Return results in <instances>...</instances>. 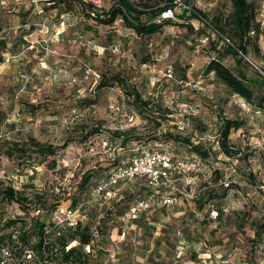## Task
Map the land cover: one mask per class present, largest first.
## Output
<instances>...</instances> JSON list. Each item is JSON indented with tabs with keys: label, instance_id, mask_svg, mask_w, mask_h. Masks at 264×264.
I'll return each instance as SVG.
<instances>
[{
	"label": "rangeland",
	"instance_id": "rangeland-1",
	"mask_svg": "<svg viewBox=\"0 0 264 264\" xmlns=\"http://www.w3.org/2000/svg\"><path fill=\"white\" fill-rule=\"evenodd\" d=\"M68 1L74 8L62 12V5L52 6L49 0H0V39L5 37L10 47L0 57V148L5 139L30 136L57 147L68 145L47 161L38 158L22 165L1 154L0 171L39 183L47 177L63 180L71 199L86 191L81 196L89 201V221L104 219L107 224L105 249L92 251L88 264H264V232L259 237L255 228L256 222L264 224V110L257 102L232 94L213 73H205L217 56L205 38L211 31L202 20L186 18V0H177L174 21L179 24L144 37L120 17L113 24L101 23L85 16L79 1ZM258 1L260 51L249 53L258 68L233 55L224 57L227 65L236 70L239 66L254 80L256 101L264 98V0ZM112 3L101 0L97 9L108 10ZM192 5L210 16L231 10L230 0H193ZM184 21L192 29L182 26ZM211 38L217 41L215 34ZM20 39L26 44L18 53L13 45ZM116 74L127 78L130 91L161 100L173 112L164 121L165 129L181 131L192 143L213 151L205 160L186 142L175 140L166 148L158 143V151L169 152L175 163L182 164L183 180L175 187L197 190L199 196L189 201L180 195L177 202L164 206L160 198L142 191L150 206L137 223L122 218L121 212L137 200L130 189L133 184H122L129 193L106 205L87 191V185L102 175L99 169L113 158L127 161L139 153L138 147L156 142L134 140L126 148L113 135L117 129L133 127L140 135L149 133L146 122L133 116L131 98L120 84L99 88L103 78ZM85 98L95 103L87 105ZM227 118L244 122L231 131L230 143L239 150L234 156L219 149L220 129ZM97 125L104 132L87 144L81 142V131L75 128ZM91 146L95 152H90ZM85 174L90 178L82 187ZM147 182L138 179L136 186ZM211 191L218 197L210 198ZM198 199L204 202L201 209ZM182 206L186 211L177 214ZM48 217L41 213V219Z\"/></svg>",
	"mask_w": 264,
	"mask_h": 264
},
{
	"label": "trees",
	"instance_id": "trees-1",
	"mask_svg": "<svg viewBox=\"0 0 264 264\" xmlns=\"http://www.w3.org/2000/svg\"><path fill=\"white\" fill-rule=\"evenodd\" d=\"M52 6H63L62 12H69L75 5L71 4L68 0H49ZM81 3L84 9V14L87 17H95L101 23L113 24L117 18H121L124 24L132 29L137 36H151L157 32H160L169 25L179 24L175 19L176 8L179 5L177 0H145L139 4L132 0H113L111 7L108 10H98L97 3L93 0H76ZM231 10L229 13H219L210 16L207 13L193 7V0H186L184 3L185 16L189 19H200L206 25V30L211 31V35H207L205 38L208 42L213 43L212 47L217 51V56H213L205 68L207 75L214 74L218 80H220L232 94L239 95L250 103H256L261 109L264 110V98L256 101L255 90L252 87L254 80L250 78L245 72L227 65L224 62L226 55H233L239 58V62H245L252 67L258 68V64L249 53L259 52V36L261 30L260 21L258 16L260 12V3L258 0H230ZM33 5V4H32ZM192 5V6H191ZM85 7V8H84ZM50 8V7H47ZM173 11L174 16L165 17L164 13L167 11ZM25 15V14H22ZM182 26L192 29V25L188 21H184ZM216 35V42L211 41L212 35ZM26 44L23 39L17 40L13 45L14 50L19 53L21 50L20 45ZM8 40L3 37L0 39V57L3 55L4 50L8 46ZM147 61H144L146 63ZM261 76L264 78L263 73ZM186 78V77H185ZM184 80V79H183ZM183 80H181L183 82ZM120 84L125 92H127L133 107V113L136 118H141L149 129V135H141L135 132V128L132 129H117L113 135L117 138H121V144L126 148H130L132 141L137 140L139 142L156 141L155 144L149 146L158 147L160 143L163 148L169 147L175 140L179 142H186L190 150L207 160L213 151L212 149L204 147L201 143H192L189 137H184L181 131L174 132L168 130L163 126L164 121L168 120L170 114L173 112L167 106H164L161 100H155L153 97L146 96L140 91H130L127 86V78L123 75L116 74L110 77L103 78L99 83V88L111 86L114 84ZM87 105L95 103V99H84ZM244 125L243 121L237 119H224L220 129L219 135V149L221 152L228 156H234L239 153L236 145L230 143V135L233 129L238 130ZM83 129H87V134L83 133V129L75 128L76 132L81 131V142L86 144L91 142V138L97 136L101 132H104L101 126H81ZM164 130V131H162ZM111 135V134H109ZM88 140V141H87ZM2 149L0 148V155L4 154L7 157L14 159L18 164L22 165L27 162L31 163L34 159H40V162L47 161L53 156H57L59 150L67 147V143L63 147H57L49 142H42L37 138L30 136L25 140H11L5 139ZM166 152V151H165ZM113 162L109 165L102 166L99 170L102 175L98 176L94 180L87 190L91 196H93L94 189L101 182L108 179L110 173L117 167L125 164L127 161H120L118 157L113 158ZM264 165V156L262 158ZM53 166L56 165V161L51 162ZM219 171H217L218 173ZM219 176V174H218ZM90 176L84 175L81 179V186H85L89 182ZM136 180L129 181L133 184L130 188L134 199L143 200L142 191H149L151 194L153 191L148 185L139 184L141 187L136 186ZM57 181V179H54ZM91 183V182H90ZM0 181V205H7L13 201H18L20 204L29 207V202L32 204H41L44 208H48L49 205L45 204L48 201H52L51 206L55 207L58 204L71 203L76 205L79 201L85 200L84 195L81 196L79 192L77 199H71L69 194L67 196V189L61 191H54L48 196L35 193L32 197L27 194V189L18 190L13 185H1ZM28 186V184H26ZM125 186V185H124ZM229 186V185H227ZM125 187H122L118 191V200L125 198L129 193V190L124 191ZM230 189V187H227ZM227 194V193H226ZM210 198L218 197L217 192L211 191ZM199 196V195H198ZM197 196V197H198ZM220 196V195H219ZM97 200L105 199L99 197ZM136 200V201H137ZM50 201V202H51ZM202 199H198L197 207L203 208L204 202ZM105 202L103 205H106ZM108 204V203H107ZM110 204V203H109ZM134 204V203H133ZM123 209L121 212L126 215L131 209L132 205ZM165 206V205H164ZM89 212V207H88ZM121 213V214H122ZM218 214H220L217 211ZM140 216V215H139ZM138 216V217H139ZM134 219V223H137L139 218ZM4 211L0 215V244L6 240L19 247V251L23 252L28 246L32 247L37 255L38 259L33 261V264H88L89 255L96 250H104L105 234L107 231V224L104 219H96L88 221L86 223L78 222L75 226L70 225H55L52 224L50 233L46 234V223L41 220V215H31L28 213L27 217H17L4 221ZM103 220V221H102ZM256 234L260 237L264 232V224L258 225L255 223ZM97 231V232H96ZM96 233L99 234V238L96 240ZM35 236L36 241L33 237ZM49 238V242L46 244L44 237ZM94 243V249L87 251L86 247L92 242ZM77 242V243H76ZM76 243V244H74ZM96 244V245H95ZM104 248V249H103ZM22 264H29L27 261H23Z\"/></svg>",
	"mask_w": 264,
	"mask_h": 264
},
{
	"label": "built area",
	"instance_id": "built-area-1",
	"mask_svg": "<svg viewBox=\"0 0 264 264\" xmlns=\"http://www.w3.org/2000/svg\"><path fill=\"white\" fill-rule=\"evenodd\" d=\"M98 3L101 0H93ZM165 17L174 16L173 11H167L164 13ZM169 76H172L171 70L169 71ZM112 105V107H114ZM134 116V113H133ZM135 118V117H134ZM139 153L131 157L125 164L117 167L113 170L108 179L101 182L94 189L93 196L94 199L103 197L105 202L111 201V199L117 197L119 189H121L122 184H126L129 181L135 179L146 178L148 180L147 185L151 187L152 193L150 198L157 197L163 202V205L169 206L173 202L179 200L178 196L183 195L187 200L195 199L199 194L197 190L193 189H183L180 190L175 187L176 183L182 182L183 171L180 168L181 162L175 163L170 156L169 152H160L155 147L147 146L146 148L138 147ZM90 152H95L94 146L89 148ZM180 168V169H179ZM185 170V169H184ZM0 181L2 186L13 185L18 190H27V194L32 197L35 193L48 196L50 200V195L54 191H61L66 188V183L61 180L54 181L48 177L44 181L36 182L34 180H25L24 175H6L0 171ZM67 181V179H65ZM28 184V186L26 185ZM167 188H171V191L166 192ZM176 189L179 192L175 191ZM51 201V200H50ZM46 202L49 205L48 208H44L41 204H35L29 202V207H25L18 201H13L7 205H0V215L4 211L5 218L4 221L15 219L17 217H27L28 213L31 215H41V213H47L49 215L48 219H41L46 223L45 231L47 235L51 231L52 224L63 226L70 225L75 226L78 222L86 223L89 221L90 213L88 212L89 201L82 200L76 205H71V203H60L55 207L51 206L52 201ZM150 206L149 201L137 200L129 210V212L122 218L135 219L141 212L146 210ZM218 214V213H217ZM97 232V231H96ZM125 231L123 235H125ZM96 240L99 238V234L96 233ZM36 241L35 236L33 237ZM46 244L49 242L47 236L44 237ZM86 247L87 251L94 249V243ZM96 245V244H95ZM38 259L36 251L28 246L23 252L19 251V247L4 240L0 244V264H22V262L27 261L29 264H33V261Z\"/></svg>",
	"mask_w": 264,
	"mask_h": 264
},
{
	"label": "crops",
	"instance_id": "crops-1",
	"mask_svg": "<svg viewBox=\"0 0 264 264\" xmlns=\"http://www.w3.org/2000/svg\"><path fill=\"white\" fill-rule=\"evenodd\" d=\"M32 4L35 5L34 3H32ZM184 206L181 207V210L180 211H177L178 212L177 214L184 213L186 211V210H184V208L187 209V204H184Z\"/></svg>",
	"mask_w": 264,
	"mask_h": 264
}]
</instances>
